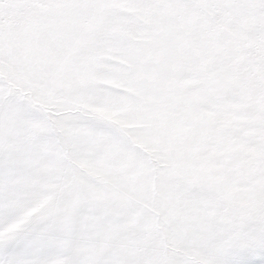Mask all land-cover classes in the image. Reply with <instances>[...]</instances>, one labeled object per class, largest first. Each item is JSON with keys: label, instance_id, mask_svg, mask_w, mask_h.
<instances>
[{"label": "snow or ice", "instance_id": "6c2138e0", "mask_svg": "<svg viewBox=\"0 0 264 264\" xmlns=\"http://www.w3.org/2000/svg\"><path fill=\"white\" fill-rule=\"evenodd\" d=\"M0 264H264V0H0Z\"/></svg>", "mask_w": 264, "mask_h": 264}]
</instances>
